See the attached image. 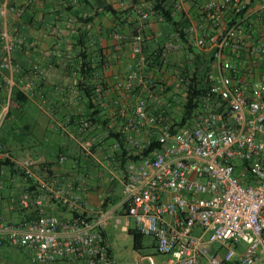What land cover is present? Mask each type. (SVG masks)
I'll return each mask as SVG.
<instances>
[{"label":"built area","instance_id":"built-area-1","mask_svg":"<svg viewBox=\"0 0 264 264\" xmlns=\"http://www.w3.org/2000/svg\"><path fill=\"white\" fill-rule=\"evenodd\" d=\"M175 6L187 13L193 56L213 52L207 89L189 123L175 125L170 115L171 87L183 80L172 83L168 78L166 58L181 47L179 38L165 43L164 63L151 67L146 36L117 30L116 47L130 43V49L113 84L98 79L90 88L57 87L61 100L71 104L80 103L82 93L88 92V112L83 104L62 121L56 115L62 123H77L81 155L62 152L55 160L40 161L20 158L0 143V189L17 177L31 180L33 185L28 183L17 201L22 208L37 210L35 217L16 223L0 216V241L28 249L34 264H110L106 228L116 210L132 217L136 229L166 256L161 264H264V70L251 81L253 66L243 71L233 62L244 46L246 13L232 25L225 20L227 11L236 15L245 7L243 0H207L200 6L215 29L209 35L201 33L205 23L184 9V0ZM137 12L149 21L156 14L155 4L145 0ZM23 14L20 0H0V80L4 69L11 75L0 84L5 94L0 125L15 88L14 52L27 39L10 23ZM260 50L264 54V40ZM31 65L35 73L42 72L38 63ZM19 88L33 93L34 84ZM97 129L102 130L88 139ZM104 138L111 139V145L96 160L98 173L122 184L121 197L109 201L110 208L103 207L105 199L97 206L87 197L94 179L88 159L95 154L94 144ZM38 165L46 178L60 165L67 166L74 178L64 182L42 178ZM12 168L16 173L10 172ZM55 208L66 215L53 213ZM148 259L158 264L152 256Z\"/></svg>","mask_w":264,"mask_h":264},{"label":"crops","instance_id":"crops-1","mask_svg":"<svg viewBox=\"0 0 264 264\" xmlns=\"http://www.w3.org/2000/svg\"><path fill=\"white\" fill-rule=\"evenodd\" d=\"M143 1L145 0H20V4L24 7V14L19 20L12 21L10 28L17 29L20 33L26 35L27 39L24 41L23 47L14 52L15 62L18 65V69L12 75L15 88L20 90L19 87L22 84L33 82V93L25 94L20 90L27 96V101L24 104H33L45 110L53 119L51 127L54 129V135L58 137L60 144L63 145L65 142L61 136L68 134V137L72 140L69 141L67 147L74 148L71 149L72 152L68 153L69 155H81L79 149L81 146L77 135L74 134L77 132L78 125L75 122L62 123L57 120L56 115H60L62 121L68 114L76 111L78 105L83 104H85L83 108L88 112V92L82 93L80 103L71 104L61 100V93L58 92L57 87L63 85L70 89L75 86L86 85L90 88L94 81L98 79L113 84L130 49V43H123L120 48L116 47L113 39L114 31L121 30L129 34H144L146 36L145 48L151 53L164 46L169 39L178 37L181 47L175 49L169 56L175 57L176 55L177 58L180 55L189 56L187 50L192 48L188 43L190 23L187 13L176 8L175 4L178 0H147L152 1L154 4L156 1H165V5L172 9L177 24L165 21L157 12L154 16H151L149 21L142 19L137 10ZM206 1L184 0V9L196 21L205 23L206 26L201 33L209 35L215 32V29L205 19L200 8ZM246 2L249 3V6L245 11L247 19L242 30L244 46L238 53L234 54L233 62L243 71H247L253 66L250 80L256 81L260 72L264 70V54L260 50L261 43L264 40V0H246ZM233 17L235 15L232 12L227 11L225 13V20L228 25ZM185 20H187V23ZM1 22L0 18V28ZM182 31H186V36L180 35ZM196 54L205 62L213 56L211 49ZM33 62L41 66V73H35L32 70L31 63ZM211 64L212 61L210 66ZM9 77H11L9 71L4 69L0 84H6ZM171 81L176 83L175 78ZM4 102L5 94L0 90V114L5 111ZM16 106L14 109L23 110L22 104ZM9 116L14 117L12 108L8 114ZM15 124L16 127L20 126L23 129L29 127L21 119L16 120ZM101 126L103 130L106 128L105 125ZM101 130L97 129L87 135V138L91 139ZM100 134L104 136V133L101 132ZM73 142L75 143L73 144ZM20 145L23 147L22 144ZM110 145L111 139L109 138H104L103 141L95 143L93 146L95 147V154L88 159L94 179L91 181L92 186L87 192V197L97 206L107 197H110L109 201H113L118 197L120 199L122 194V184L118 179L110 181L107 176H101L98 173L99 166L96 160L103 157L104 153L110 149ZM2 146L6 147L5 144H2ZM62 152L60 150L59 154ZM40 161L52 160L42 158ZM40 168L41 166L38 165L36 170ZM48 174V179L52 180L56 177L61 182L71 181L74 178L72 172L65 165L53 167V170L48 171ZM118 174L122 176V173ZM116 183L121 185L120 193L115 190ZM28 186L29 184L24 178L17 177L15 183L7 182L5 187L0 189V216H4L9 223H16L27 217V212L22 211L17 199L21 191ZM111 206L108 204L107 208ZM52 212L60 216L66 215L63 210L58 208L53 209ZM131 218L121 210L112 213L106 228L108 239V227L111 223L115 227L120 226L123 230L129 231ZM2 243L7 242L0 241V245ZM149 245L155 247L151 239ZM133 248L136 264L143 260H147L150 264L148 256H152L158 264H161L166 258L165 255L161 254V260L157 261L153 254H144L143 251L146 247L143 242L139 250L135 249L134 245ZM111 255L112 261L110 264H113L112 244ZM0 264L8 263L0 257ZM57 264L76 263L59 261Z\"/></svg>","mask_w":264,"mask_h":264},{"label":"rangeland","instance_id":"rangeland-1","mask_svg":"<svg viewBox=\"0 0 264 264\" xmlns=\"http://www.w3.org/2000/svg\"><path fill=\"white\" fill-rule=\"evenodd\" d=\"M187 53L189 54L187 57L181 55L178 56V58L176 55L175 57L167 56L166 63L168 69L171 71V75L168 76L170 80L173 78L176 80L181 78L177 73L184 64L186 65L189 63L190 66H193V53L189 49L187 50ZM211 61L212 58H210L206 64ZM205 69L206 66L201 69L200 76L204 73ZM171 91L174 95V102L171 111L173 114L180 116L183 112L186 85L180 83L177 87H171ZM15 106L16 104L11 105L14 117L11 118V116H6L0 125V142L5 144V149L13 152V154L20 158L31 157L38 160H41L42 158L55 160L60 150L67 154L72 152L74 148L67 147V144L72 139L68 137V134H66L67 136L64 134L61 136L65 141L63 145L58 142V137L54 135V129L51 127L53 119L45 112V110L28 103H22L23 110L18 108L14 109ZM20 119L29 125L27 129H23L20 126L16 127L15 121ZM74 134L78 135V131ZM74 143L75 142H73V144ZM20 144H22L23 147H21ZM77 145L79 144L77 143ZM37 173L40 177L46 178L42 168L37 170ZM115 190L119 193L121 192V185L119 183H116ZM118 201L119 197L116 199V202ZM130 223V229H133L134 225L136 226L135 220L131 218ZM108 236L114 254L113 264H136L133 248V235L129 231L123 230L120 226L115 227L113 223H111L108 227ZM149 241V237L145 236L143 238V244L146 247L143 253L153 254L156 260L160 261L162 258L161 253H159L155 247L149 245ZM242 245L244 246V243H242ZM0 257L8 264H34L27 249L13 247L7 243H2L0 245ZM139 264L149 263L147 260H143L141 262L139 261Z\"/></svg>","mask_w":264,"mask_h":264},{"label":"trees","instance_id":"trees-1","mask_svg":"<svg viewBox=\"0 0 264 264\" xmlns=\"http://www.w3.org/2000/svg\"><path fill=\"white\" fill-rule=\"evenodd\" d=\"M164 2L156 1L155 9H156L157 14L161 15L165 21L174 22V24H177V21H175L174 19L172 9L167 7ZM243 4L245 7L238 14H236L235 17H233L231 21H229V25L234 24L235 22H237L238 20L244 17V13L246 11V8L249 6V3H247L246 0H243ZM185 22L187 23V20H185ZM186 34H187L186 31H182L180 33V35H185V36ZM163 50H164V46L152 52V56L149 61V66L151 67H154L157 65L160 66L164 63ZM192 60L194 61L193 66H190L189 63H187L186 65L184 64V66H182L181 69H179L177 73L179 77L182 78L183 83L186 85V96L183 101V112L180 116H177L176 114H173L172 111H170V115L174 119L175 125H183V124L189 123L191 118L197 115L196 110L200 107V97L207 89L206 76H207V71L209 70V67H210V62L206 64L207 62L200 59L197 56V54L194 55V59ZM204 66H206V69L204 73L200 76L201 69ZM25 101H27V96L23 94L18 88H13L12 94H11V105H14V104L20 105L24 103ZM10 111H11V108H9L7 116L10 113ZM0 140H1V137H0ZM10 172L14 174L16 173V170L12 168ZM25 180L30 185L31 184L33 185V182L31 180H28V179H25ZM109 200H110V197H107L104 200V203H103L104 208L108 206ZM112 202H116V199H114ZM22 211L27 212L26 213L27 217H24L22 221H26V220H29L35 217L37 213V210L35 208H22ZM129 232L133 235L135 249L139 250L142 245L143 238L145 236L142 233H140L136 228L129 229Z\"/></svg>","mask_w":264,"mask_h":264}]
</instances>
